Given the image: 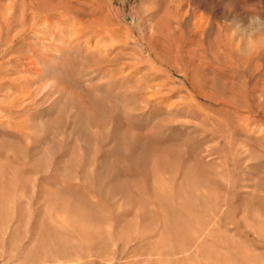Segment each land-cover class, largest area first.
<instances>
[{"label":"rangeland","instance_id":"rangeland-1","mask_svg":"<svg viewBox=\"0 0 264 264\" xmlns=\"http://www.w3.org/2000/svg\"><path fill=\"white\" fill-rule=\"evenodd\" d=\"M0 264H264V0H0Z\"/></svg>","mask_w":264,"mask_h":264}]
</instances>
